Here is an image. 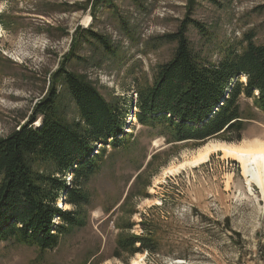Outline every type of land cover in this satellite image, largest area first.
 Here are the masks:
<instances>
[{"label":"rangeland","instance_id":"374dc122","mask_svg":"<svg viewBox=\"0 0 264 264\" xmlns=\"http://www.w3.org/2000/svg\"><path fill=\"white\" fill-rule=\"evenodd\" d=\"M111 1L0 0V138L27 119L59 66L117 104L125 132L132 133L125 147L97 149L103 159L84 183V205L76 208L63 196L57 199L59 208L64 209L58 201L75 209L80 224L56 248L40 251L0 241V264H131L139 257L144 264H264V198L254 184L245 183L236 160L218 152L200 166L163 175L164 168L208 141L260 136L264 112L241 95L243 112L254 116L240 140L212 136L202 144L168 142L158 129L141 126L131 116L137 88L150 84L158 64L174 52L175 43H160L163 34L175 31L187 15L201 22L209 38L187 26L190 47L218 65L231 47L240 50L246 32L255 33L254 43H264V0ZM84 30L103 37L112 51L88 41ZM246 79L243 73L235 75L225 96L235 81ZM57 99L66 117L76 121L63 84L58 83ZM39 123L40 117L34 126ZM133 235L149 236L155 252L130 254L117 247L118 239Z\"/></svg>","mask_w":264,"mask_h":264},{"label":"trees","instance_id":"16d2710c","mask_svg":"<svg viewBox=\"0 0 264 264\" xmlns=\"http://www.w3.org/2000/svg\"><path fill=\"white\" fill-rule=\"evenodd\" d=\"M100 3L112 1L95 0L94 5ZM190 25L209 38L206 27L188 15L175 31L160 37V43H175L174 52L167 62L158 64L150 84L137 88V123L158 129L168 142L194 140L202 144L212 136L240 140L247 121L254 116L243 112L240 96L264 112V43H254L255 33L246 32L240 50L231 47L214 65L191 49L185 34ZM85 34L103 52L112 51L100 35L88 30ZM56 69L47 92L27 119L0 138V241L13 240L40 251L56 248L60 238L80 224L75 209H61L56 201L64 196L65 203L76 208L87 201L84 183L103 159L93 153L96 144H106L111 138L112 148L125 147L132 136L124 131L117 104L108 102L92 83L63 66ZM239 73L245 75L246 82L235 81L225 96L231 79ZM58 83L73 101L76 121L69 120L59 105ZM38 117L40 123L34 126ZM43 165L50 170L39 168ZM68 172L72 173L69 184ZM55 217L60 222L54 226ZM116 245L130 254L142 250L154 253L156 249L147 235L118 239Z\"/></svg>","mask_w":264,"mask_h":264},{"label":"bare ground","instance_id":"6f19581e","mask_svg":"<svg viewBox=\"0 0 264 264\" xmlns=\"http://www.w3.org/2000/svg\"><path fill=\"white\" fill-rule=\"evenodd\" d=\"M218 152L224 158L236 160L242 169L245 183H247L248 187L254 184L264 198V132L260 136L233 143L208 141L189 154L187 158L164 168V172L162 171L163 175L174 174V172H178L186 167L200 166L204 162L209 161L211 156ZM58 204L64 209L67 208L60 201H58ZM131 264L144 263L139 257L133 258Z\"/></svg>","mask_w":264,"mask_h":264},{"label":"built area","instance_id":"2783aa9c","mask_svg":"<svg viewBox=\"0 0 264 264\" xmlns=\"http://www.w3.org/2000/svg\"><path fill=\"white\" fill-rule=\"evenodd\" d=\"M136 102H137V97H135V100H134V103H133V106H132L133 112L131 113V114H132L131 116H134V117H135V115H136V113H137V111H136V110H137V109H136ZM127 123H131L130 120H129ZM134 123H135V122H133L132 124H134ZM125 126H126V124H125ZM125 126H124V127H125ZM127 130H129V129H127ZM124 131H125V130H124ZM110 139H111V138H107V142H108V143H106V145H109V143H110V142H109ZM103 146H104L103 143H97V144H96V148L94 149V153H95V154H98L97 149H98V148L100 149V148L103 147ZM71 177H72V173H71V172H68V174H67V179L70 180ZM63 198L65 199L64 196H63ZM55 218H56V217H55ZM55 218H53V219L55 220ZM54 220H53V224H54V222H55ZM54 226H55V224H54Z\"/></svg>","mask_w":264,"mask_h":264}]
</instances>
